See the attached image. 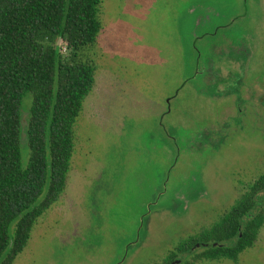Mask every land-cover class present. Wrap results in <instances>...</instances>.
Here are the masks:
<instances>
[{
	"label": "rangeland",
	"instance_id": "rangeland-1",
	"mask_svg": "<svg viewBox=\"0 0 264 264\" xmlns=\"http://www.w3.org/2000/svg\"><path fill=\"white\" fill-rule=\"evenodd\" d=\"M99 16L67 187L13 264H166L264 173V0H103ZM205 248L178 264H264V226L237 261Z\"/></svg>",
	"mask_w": 264,
	"mask_h": 264
},
{
	"label": "trees",
	"instance_id": "trees-1",
	"mask_svg": "<svg viewBox=\"0 0 264 264\" xmlns=\"http://www.w3.org/2000/svg\"><path fill=\"white\" fill-rule=\"evenodd\" d=\"M102 2L0 0V264H13L38 219L67 187L75 125L96 83L97 67L85 50L103 29ZM28 93L34 99L25 165L22 116ZM263 226L264 173L212 227L172 250L166 264L197 243L206 247L198 259L237 261Z\"/></svg>",
	"mask_w": 264,
	"mask_h": 264
},
{
	"label": "water",
	"instance_id": "water-1",
	"mask_svg": "<svg viewBox=\"0 0 264 264\" xmlns=\"http://www.w3.org/2000/svg\"><path fill=\"white\" fill-rule=\"evenodd\" d=\"M218 243H216L215 245H217ZM201 244L200 243H197L196 244V247L197 246H200ZM181 262V259H177V260H174L171 264H178V263H180Z\"/></svg>",
	"mask_w": 264,
	"mask_h": 264
},
{
	"label": "crops",
	"instance_id": "crops-1",
	"mask_svg": "<svg viewBox=\"0 0 264 264\" xmlns=\"http://www.w3.org/2000/svg\"><path fill=\"white\" fill-rule=\"evenodd\" d=\"M94 87H95V86H94ZM91 92H92V91H91ZM90 94H91V93H90ZM90 94H89V95H90ZM88 97H89V96H88ZM88 97H87V98H88ZM86 100H87V99H86ZM85 102H86V101H85ZM83 109H84V107H83Z\"/></svg>",
	"mask_w": 264,
	"mask_h": 264
},
{
	"label": "flooded vegetation",
	"instance_id": "flooded-vegetation-1",
	"mask_svg": "<svg viewBox=\"0 0 264 264\" xmlns=\"http://www.w3.org/2000/svg\"><path fill=\"white\" fill-rule=\"evenodd\" d=\"M192 39H194V38H192Z\"/></svg>",
	"mask_w": 264,
	"mask_h": 264
}]
</instances>
